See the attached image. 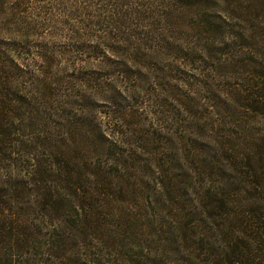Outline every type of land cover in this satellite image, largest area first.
<instances>
[{
	"label": "trees",
	"instance_id": "obj_1",
	"mask_svg": "<svg viewBox=\"0 0 264 264\" xmlns=\"http://www.w3.org/2000/svg\"><path fill=\"white\" fill-rule=\"evenodd\" d=\"M66 1L0 0V39L14 37L12 44L0 41V264H138L132 251L154 247L156 258L173 246L167 233L158 242L153 240L160 224L151 220L144 197L151 183L136 176L141 166L149 170L141 152H146L147 144L161 141L154 133L146 138L138 128L139 117L122 107L104 117L92 116L86 109L71 116L83 104L73 101L84 96L60 95L57 86L70 83L69 78L51 82L55 58L40 44L60 35H47L54 24L68 30L75 42L77 29L69 30L72 26L64 22L71 13ZM108 2L102 14L112 15L103 18L98 11L102 18L98 27L107 24L110 30L90 45L83 42L88 63L118 56L138 62L149 57L143 44L152 34L146 13L139 15L133 8L130 19L124 0ZM212 24L208 19L203 22L206 37L213 36ZM84 31L90 35L92 28ZM249 39L253 42L252 36ZM261 44L254 47L256 55L215 67L219 77L242 67L248 73L247 90L235 86L215 90L214 80L206 78L210 102L217 106L225 96L243 102L239 108L258 115L262 132L253 144L259 155L240 156L245 165L231 155L237 171L246 169L245 175L238 172L244 181L234 177L236 181L219 191L198 195L203 212L215 223L221 220L215 229L221 245L207 240V229L187 221L189 216L180 217L177 230L182 237L175 243L182 240L179 246L189 251L190 258L205 255L208 261L203 264H264V173H259L264 169V41ZM31 67L37 68L34 73ZM29 75L36 77L39 92L22 84ZM194 97L184 99L187 106H192ZM50 123L56 125L52 128ZM168 165L159 160L155 167L167 196L179 191ZM172 202L176 208L177 202ZM164 204L162 197L158 206ZM147 264L167 262L147 260Z\"/></svg>",
	"mask_w": 264,
	"mask_h": 264
},
{
	"label": "rangeland",
	"instance_id": "obj_2",
	"mask_svg": "<svg viewBox=\"0 0 264 264\" xmlns=\"http://www.w3.org/2000/svg\"><path fill=\"white\" fill-rule=\"evenodd\" d=\"M108 1H66L71 13L64 22L68 27L72 26L69 30L77 29L75 42L71 41L68 30L60 27V33L58 24H54L56 28L47 31V35L55 32L60 35L54 36L55 39L48 37L49 40L40 43L55 58L51 82L68 77L66 82L70 83L57 86L60 95L84 96L76 97L73 102L83 103L88 108L82 107V104L71 111V116L80 114L78 110L86 109L92 116L104 117L106 113L114 112L115 107H122L139 117L138 128L146 138L154 137L150 135L154 133L161 141L152 146L147 144L146 152H141L149 170L141 166L136 176L151 183L144 197L152 215L151 220L160 224L153 240L158 242L168 234L173 246L166 253L160 251L156 258L154 247L145 251H132L138 264H147V260L167 264L172 261L174 264H187L188 261L203 264L208 261L205 255L198 253L194 258H200L193 261L195 259L189 257V251L179 246L182 240L180 244L175 243L182 237L177 230V224L182 222L180 217L189 216L187 221H194L195 226L201 225L200 228L207 229V240L215 246L221 245V239L215 233L216 225L221 220L215 223L209 213L203 212L199 196L205 191L217 192L236 179L244 181L238 172L245 175L247 171H237L231 155L235 154L238 159L249 153L254 155L253 144L262 132L258 115L239 108L244 106L243 102L231 101L226 96L220 97L217 106L210 102L207 99L209 94L206 86L209 82L206 78L214 80L215 90L222 86L243 87L247 90L244 84L248 73L242 67L227 77H219L214 71L220 64H238L243 57L254 55L256 43L262 45L264 0H208L203 6L200 2L204 0H124L130 19L134 8L139 15L146 13V18L150 20L147 25H151L148 29L152 34L149 41L145 39L143 42L150 56L139 62L118 56L111 57L110 61L102 59L88 63L89 56L83 50V42L90 45L96 36L110 30L107 24L98 27L102 19L98 17V11L103 18L112 15V12L102 14V8ZM108 9L113 10L111 7ZM206 19L214 25L215 31L211 38L202 33ZM90 27V35H85L84 29L90 30ZM251 36L253 42L249 39ZM13 38L9 36L0 41L12 44ZM251 44L253 47H250ZM100 56L103 55L100 53ZM34 62L40 66L39 61ZM36 69L29 68L33 73ZM36 76L40 78L38 74ZM35 78L29 75L22 84L28 88L33 85L30 90L39 92ZM72 88L75 90L72 91ZM194 92L201 98L193 95ZM192 96H195L193 104L187 106L188 102L184 99ZM49 125L53 128L56 124ZM255 153L259 155V152ZM159 160L169 163V176L179 184V191L173 195L167 196L166 190L160 186L162 180L155 168ZM239 160L245 165L243 160ZM260 172L264 173V169ZM263 178L261 176V180ZM162 197L165 200L164 207L158 206ZM259 198L263 197L259 195ZM172 200L177 202L176 208L171 207ZM216 263L221 264L219 261Z\"/></svg>",
	"mask_w": 264,
	"mask_h": 264
}]
</instances>
